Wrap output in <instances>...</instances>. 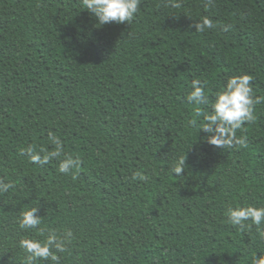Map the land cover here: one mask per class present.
<instances>
[{"label": "trees", "instance_id": "1", "mask_svg": "<svg viewBox=\"0 0 264 264\" xmlns=\"http://www.w3.org/2000/svg\"><path fill=\"white\" fill-rule=\"evenodd\" d=\"M204 17L213 27L197 32ZM241 74L264 97V0H140L131 22L99 27L82 0H0V179L13 185L0 264H26L19 241L52 230L73 234L59 264H251L264 225L225 213L264 207V101L237 130L242 147L206 143L197 115ZM194 79L208 104L186 100ZM50 136L61 154L33 163L26 149L56 151ZM68 156L81 163L62 174ZM33 207L41 224L20 229Z\"/></svg>", "mask_w": 264, "mask_h": 264}, {"label": "clouds", "instance_id": "2", "mask_svg": "<svg viewBox=\"0 0 264 264\" xmlns=\"http://www.w3.org/2000/svg\"><path fill=\"white\" fill-rule=\"evenodd\" d=\"M212 0H206V6ZM140 0H82L83 9L90 11L97 20V27L105 24H123L132 21L138 11ZM197 32H204L213 27L211 19L204 17L195 23ZM252 77L248 74L228 77L225 85L215 94L211 101V110L201 112L197 109V115L202 116V123L199 130L206 134L204 141L220 149L233 148L234 146H245V138L236 135L237 130L241 129L246 123L255 120L254 105L264 101V97L254 98L252 88ZM186 100L190 104L203 105L209 103L205 87L199 79L192 81V90L188 93ZM193 126L197 121L190 122ZM56 145V151L41 156L32 147L26 149L27 155L35 164H46L50 159L58 157L62 152L61 141L50 136ZM24 154V151L21 153ZM186 156L179 157L172 166V174L179 176L185 171ZM79 157H65L58 167L62 174H68L73 168L80 166ZM146 179L140 173H136L133 179ZM13 185L0 179V194L7 193ZM38 208L33 207L22 211L19 219V227L22 230L37 229L41 224V218L37 215ZM227 222L239 229H244L248 222L255 225L258 229L264 225V207L253 205H238L229 207L225 213ZM72 232L66 231L62 237L52 230L48 233L44 241L32 238H23L19 241V247L26 253V264H35L37 260H51L59 264L60 256L57 253H64L66 245L71 243ZM251 264H264V253L252 257Z\"/></svg>", "mask_w": 264, "mask_h": 264}]
</instances>
